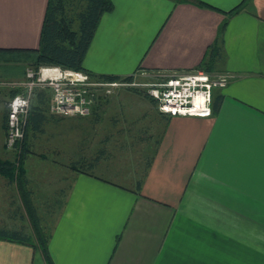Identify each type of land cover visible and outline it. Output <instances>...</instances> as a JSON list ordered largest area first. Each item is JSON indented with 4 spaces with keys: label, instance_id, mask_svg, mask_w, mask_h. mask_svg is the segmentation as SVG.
Listing matches in <instances>:
<instances>
[{
    "label": "crops",
    "instance_id": "0c3cea01",
    "mask_svg": "<svg viewBox=\"0 0 264 264\" xmlns=\"http://www.w3.org/2000/svg\"><path fill=\"white\" fill-rule=\"evenodd\" d=\"M47 1L0 0V50L37 49ZM111 1L86 70L157 79L196 70L216 45L211 72L228 83L213 91L209 117L167 116L149 100L156 118L137 139L148 151L140 175L104 176L102 161L92 176L68 170L48 225L53 263L264 264V0H195L217 10ZM28 68L25 56L0 57V80H24ZM0 264L46 262L37 249L0 240Z\"/></svg>",
    "mask_w": 264,
    "mask_h": 264
},
{
    "label": "rangeland",
    "instance_id": "374dc122",
    "mask_svg": "<svg viewBox=\"0 0 264 264\" xmlns=\"http://www.w3.org/2000/svg\"><path fill=\"white\" fill-rule=\"evenodd\" d=\"M137 80L147 84L155 82L156 78L141 76ZM14 82L20 81L0 80V100L5 109L12 95L9 84ZM97 94L101 105L95 109V104L93 110L100 117L98 123L92 122L93 115L56 116L57 123L47 126L44 134L32 140L30 152L25 158V172L44 225L52 224L55 216L51 214L52 210L44 213L45 207L63 197V189L68 184L64 177L69 174L68 166L80 156L89 158L105 145L107 158L101 162L105 168L104 176L113 173L137 176L146 165L148 151H141L144 145L137 139L142 136L143 129L149 131L153 128L151 126L156 118V109L146 98V88L120 87L109 90V93L103 91ZM7 137V131L0 129V157L14 160L15 146L8 145ZM99 171L103 172L102 169ZM19 203L15 186L0 176V225L19 223L18 219L12 218ZM22 223L26 225L27 221Z\"/></svg>",
    "mask_w": 264,
    "mask_h": 264
},
{
    "label": "trees",
    "instance_id": "16d2710c",
    "mask_svg": "<svg viewBox=\"0 0 264 264\" xmlns=\"http://www.w3.org/2000/svg\"><path fill=\"white\" fill-rule=\"evenodd\" d=\"M175 1L177 3L191 2L202 8L217 10L206 3L195 0ZM243 2L227 14L232 15L237 12ZM112 10L113 3L111 0H48L37 49L25 51L0 50V57L17 58L25 56L29 66L35 70L41 66H58L84 72L104 82L120 81L129 83L133 80V76L96 75L83 66L84 58L102 15ZM224 25L225 22L222 25L223 28ZM217 53L218 48L216 45L210 46L206 58L197 69L211 72V66L217 57ZM207 58L208 60L205 61ZM16 93V91L11 92L12 96ZM47 93L46 90H35L33 92L22 125L23 138L15 144V159L8 160L0 157V176L6 179L9 184L15 186L20 202L12 215V218L18 219L20 224L0 225V240L28 245L37 249L42 254L46 264H54L48 250L49 227L47 224H43L44 218L41 212L38 211V205L29 187L25 172V158L27 153L30 152L32 140L38 135L44 134L46 127L52 123H57L58 120L55 115L49 114L46 110V104L49 101ZM146 98L155 102L148 95ZM100 105L101 102H97L95 109L100 108ZM94 111L90 114L93 115L92 118L94 117L92 122L98 123L100 117ZM7 113L8 109L2 124L5 131H7ZM106 158L105 148L100 147L89 158L80 156L77 160L70 162L68 168L74 172L92 176L95 174V168L100 161ZM59 208V199H56L48 204L47 208L45 207L44 213L52 210L51 214L55 215L58 213ZM24 220L27 221L26 225L22 223Z\"/></svg>",
    "mask_w": 264,
    "mask_h": 264
},
{
    "label": "built area",
    "instance_id": "2783aa9c",
    "mask_svg": "<svg viewBox=\"0 0 264 264\" xmlns=\"http://www.w3.org/2000/svg\"><path fill=\"white\" fill-rule=\"evenodd\" d=\"M143 75V74H140ZM139 75V76H140ZM138 75L126 82H104L88 74L58 66L28 68L24 80L9 84L17 93L7 104V141L9 146L23 138L30 100L35 90L50 91L48 112L62 117H87L99 102L98 92L120 87H144L161 114L167 116L209 117L212 114L213 91L222 89L228 77L196 69L182 73L158 74L153 83H139Z\"/></svg>",
    "mask_w": 264,
    "mask_h": 264
}]
</instances>
